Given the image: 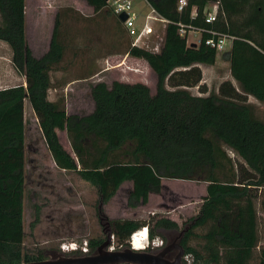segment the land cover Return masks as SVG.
Here are the masks:
<instances>
[{"label":"trees","instance_id":"16d2710c","mask_svg":"<svg viewBox=\"0 0 264 264\" xmlns=\"http://www.w3.org/2000/svg\"><path fill=\"white\" fill-rule=\"evenodd\" d=\"M82 1L97 14L93 16L94 25L106 11L123 26L107 1ZM145 2L167 21L160 48L155 52L133 46L128 35L127 39H118L120 32L116 28L112 29L111 43L146 63L156 77L155 93L151 94L142 83L113 80L108 85L99 81L90 84L93 111L76 115L67 114L62 96L53 102L47 98L50 72L65 53V45L58 39V18L48 51L35 58L25 38V0H0V41L9 47L15 71L25 78V86L0 90V264L45 260L42 250H28L23 245L25 101L38 120L44 145L56 168L75 173L93 187L98 197L96 208L106 203L123 181L137 179L142 167L150 180L203 182L213 186L212 192L182 229V264H187L186 256L189 264H264L248 263L255 230L251 214L247 216L246 232L238 227L229 233L196 232L216 219L218 205L226 209L230 201L248 197L249 189H264V121L248 101L251 97L264 105V0H187L182 11L177 10V0ZM212 2L217 4L216 19L206 24L205 10ZM180 26L186 31H200L199 44L191 47L186 37L179 34ZM207 31L231 38L220 58L228 63L236 86L223 81L217 91L197 96L189 89L205 90L200 85L202 73L198 66H213L219 53L205 44L212 37ZM59 131L65 132L71 153L60 143ZM228 151L241 162L236 164ZM118 167L122 171L129 167L135 170L123 176L104 197L105 184L99 172ZM127 205L131 209L140 205L135 190L129 191ZM34 208L36 221L39 211L37 205ZM144 227L148 226L130 219L109 222L111 236L122 249L130 248L131 235ZM153 230L176 232L179 226L173 220L159 218ZM148 237L153 239L152 232L148 231ZM196 237L233 250L235 261L222 263L214 256H203L188 246ZM104 239H89L86 255H94ZM61 255L64 254L55 255L54 259ZM64 256L84 255L78 251Z\"/></svg>","mask_w":264,"mask_h":264},{"label":"rangeland","instance_id":"374dc122","mask_svg":"<svg viewBox=\"0 0 264 264\" xmlns=\"http://www.w3.org/2000/svg\"><path fill=\"white\" fill-rule=\"evenodd\" d=\"M134 3L138 11H142L144 14L149 12L143 0H134ZM216 9L217 4L214 2L206 7L208 12H216ZM102 17L106 20L110 30L119 29L121 37L128 38L124 28L120 26L114 16L103 13ZM84 21L90 30H93V22H95L93 18ZM150 24L155 30L160 27L157 22ZM193 35H188L187 43L195 42L198 39L199 34ZM161 44L156 36H148L144 37L138 46L154 51L153 48ZM227 44L229 45V43H226V47ZM217 54L218 57L221 56V53ZM10 59L9 47L0 41V89L17 84L15 79L11 80ZM81 59H85L84 54ZM127 65L130 67L128 70L123 66L115 68L111 72L102 73L100 81H105L108 85L117 79H122L129 84L142 83L150 89L151 94H154L155 75L148 68L139 71L133 70V67L136 66L130 62H127ZM212 71L214 72V69ZM212 71L210 70L207 75L209 78L213 76ZM222 72L228 73V68L224 67ZM208 84L212 90H216L217 86L214 83L209 81ZM233 84L236 86L235 82ZM166 87L171 89L170 85H166ZM251 100L255 102L254 99L248 97V101L251 102ZM25 103V193L23 202L25 236L23 245L28 250H42L46 260H52L55 255L62 254L59 246L63 243H74L79 248L91 238L105 237L106 231L110 230L109 222L116 219L135 220L148 226V231L153 235L152 240L148 239L149 248H152V242L160 243L164 240L171 244L176 237L180 238L182 229L187 226L188 219L198 213L202 201L208 198L212 192L213 186L203 182L156 178L150 180L146 170L142 167L141 174L137 179L123 181L106 203L98 205L99 210H97L98 197L95 189L75 173L61 171L54 167L38 131V120L33 116L29 103ZM90 106L89 92L83 90L80 105L77 106L81 111H71L68 114L86 115L90 113ZM257 106L256 115L264 121V105ZM58 133L62 146L71 153L65 132L59 131ZM228 154L236 164L241 162L232 152L228 151ZM122 170L124 169L118 167L99 172L103 176L102 180L105 184L104 197L114 190L123 176L131 174L135 168L129 167L126 171ZM218 188L215 187V189ZM228 188L230 187H223L225 190ZM130 190H135L139 196L140 205L136 209H131L127 205ZM35 205L38 206L39 211L36 221ZM249 214L254 216L255 230L253 247L247 255L248 263L264 261V189H249L248 197L243 200L230 201L226 209L222 205H218L215 213L216 219L208 221L202 229H198L196 232L200 234L229 233L235 227L246 232ZM159 218L175 221L179 230L176 232L153 230L154 223ZM188 246L193 247L205 257L214 256L222 263L235 261L233 250L213 241H207L202 237L193 238L188 242Z\"/></svg>","mask_w":264,"mask_h":264},{"label":"crops","instance_id":"0c3cea01","mask_svg":"<svg viewBox=\"0 0 264 264\" xmlns=\"http://www.w3.org/2000/svg\"><path fill=\"white\" fill-rule=\"evenodd\" d=\"M138 12L144 14L142 11ZM105 14L108 13L105 11ZM93 16H97V14L93 13V9L82 0H25V38L33 57L40 58L48 51L55 28V21L58 18L57 34L60 42L65 45V53L63 59L50 72L51 87L48 90L47 98L53 102L57 97L62 96L65 99L67 114L71 111H81L77 106L80 105L83 90L88 91L90 95V84L99 82L104 72H111L113 69L123 66L128 70L130 67L127 62H130L133 66H136L133 67V70L142 71L148 68L153 73L143 60L132 58L125 54L121 48L113 46L111 43L113 30L109 29L103 17L98 20L97 26H93L95 28L94 31H96L94 34L93 30H90L84 21L88 18H93ZM159 25V29L155 30V36L161 44L164 37L165 23L160 22ZM189 34L198 35L193 32ZM121 35L118 34V39H122ZM195 42L192 41L189 44ZM160 46H157L156 49L153 48V50L157 51ZM228 48L229 45L225 50ZM83 54L85 56L84 60L81 59ZM219 58L217 55L213 66H198L202 73L200 85L204 86L205 90L201 92L198 87L191 88L189 90L193 95L206 96L212 90L209 87V81L217 86L216 91L219 84L223 81L229 80L232 84L234 83L229 70L228 73L222 72L224 67L228 68V63ZM212 69H214V72ZM210 70L213 74L212 79L207 76ZM10 73L11 80L15 79L17 81L16 85L22 84L25 86V78L19 75L12 65ZM116 81L126 83L122 79H117ZM249 99L253 98L249 97ZM90 101V112H92L94 105L91 96ZM250 103L256 105L255 107L261 105L253 100ZM33 116L36 118L34 114ZM38 131L43 141L39 126ZM49 157L54 167H56L50 154Z\"/></svg>","mask_w":264,"mask_h":264},{"label":"built area","instance_id":"2783aa9c","mask_svg":"<svg viewBox=\"0 0 264 264\" xmlns=\"http://www.w3.org/2000/svg\"><path fill=\"white\" fill-rule=\"evenodd\" d=\"M146 6L149 9V12L147 14H141L138 12V10L134 6L133 0H108V5L112 13L119 17L121 14H125L126 19L122 22V25L128 35V37L132 41L133 46H138V43L144 38L148 36H155L156 32L155 29L150 24L151 22H157V23H167V21L160 18L157 13L152 9L148 3L143 0ZM187 6V0H177V10L182 11ZM217 11V9H216ZM193 15L195 14V9L193 10ZM216 19V12H208L205 10L204 15V21L206 24H212ZM196 33L199 34L198 39L195 43L192 44H199L200 42V31L196 30H188L183 26H180L179 34L181 36L188 38L189 33ZM209 35L212 37H216V39H213L212 37L205 41V44L211 48L216 49L218 52H222L226 48V43L229 42L231 38L220 35L213 31H207ZM189 44V42H188ZM140 47V46H138ZM156 49V48H154ZM156 51V50H155ZM138 236L139 239L142 238L141 231H137L134 234L131 235L130 241L133 237ZM129 241V244H130ZM162 242L160 243H153L154 248L161 247ZM60 251L62 254H71L73 252L80 251L83 255H86L88 252L87 244L85 243L83 246H80L79 248L74 243H63L60 246ZM109 251H115V250H122L120 246H117V244L114 242V237L111 236V245L108 247ZM184 260L189 264V258L186 256L184 257Z\"/></svg>","mask_w":264,"mask_h":264},{"label":"water","instance_id":"95a60500","mask_svg":"<svg viewBox=\"0 0 264 264\" xmlns=\"http://www.w3.org/2000/svg\"><path fill=\"white\" fill-rule=\"evenodd\" d=\"M118 19L122 23L126 19L125 14H121ZM191 47H195V44H191ZM110 245L111 232L108 230L106 231L104 241L98 246L94 255H84L82 257L61 255L57 259H45L42 261L20 264H182L183 248L180 244H176L178 253L173 260L165 258L167 253L173 249L170 245L163 247L155 254L146 253L144 250H134L133 248L109 251L108 247Z\"/></svg>","mask_w":264,"mask_h":264},{"label":"flooded vegetation","instance_id":"af4514ba","mask_svg":"<svg viewBox=\"0 0 264 264\" xmlns=\"http://www.w3.org/2000/svg\"><path fill=\"white\" fill-rule=\"evenodd\" d=\"M180 238H181V236H180ZM180 238H175L173 241H172V243L171 244H169V242H165V243H162V245H161V247H159V248H154L153 246H152V248H147V249H145L144 251L146 252V253H158L159 252V250L160 249H162L163 247H165V246H172V250L170 251V252H168L167 253V255L165 256V258L166 259H168V260H173L174 259V257L177 255V253H178V250L176 249V244H179V241H180ZM172 256H173V258H172Z\"/></svg>","mask_w":264,"mask_h":264},{"label":"bare ground","instance_id":"6f19581e","mask_svg":"<svg viewBox=\"0 0 264 264\" xmlns=\"http://www.w3.org/2000/svg\"><path fill=\"white\" fill-rule=\"evenodd\" d=\"M139 231H141V236L142 238L139 239L138 236L133 237L130 241L131 247L134 250H143L145 249L146 245V234L148 235V229L147 228H142Z\"/></svg>","mask_w":264,"mask_h":264},{"label":"clouds","instance_id":"9594fccd","mask_svg":"<svg viewBox=\"0 0 264 264\" xmlns=\"http://www.w3.org/2000/svg\"><path fill=\"white\" fill-rule=\"evenodd\" d=\"M148 239H149V237H148V235L146 234V246H145V248H146V247L149 248ZM151 244L153 245V242H152ZM130 248H132V247H131V244H130ZM143 250H145V249H143Z\"/></svg>","mask_w":264,"mask_h":264}]
</instances>
